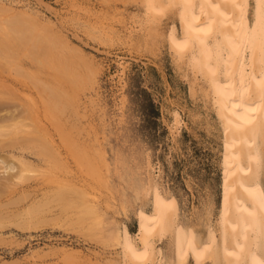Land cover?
<instances>
[{
    "label": "rangeland",
    "instance_id": "obj_1",
    "mask_svg": "<svg viewBox=\"0 0 264 264\" xmlns=\"http://www.w3.org/2000/svg\"><path fill=\"white\" fill-rule=\"evenodd\" d=\"M3 1L6 5H13L11 7L15 11H0V22L10 18L27 24V17L18 14L23 7L41 11L58 27L65 25L63 31L76 47L70 54L98 69L93 85L79 90L81 116L76 117L68 109L61 114V124L71 138L73 136L81 147L90 151L89 156L94 161L100 159L95 153L98 152L97 147H102L106 161L98 160V166L103 181L93 178L87 166L74 158L67 141L61 139L60 130L43 112L45 93L40 92L30 79L19 75L15 68L8 66L2 56L0 122L4 123L10 117L8 113L5 114L8 109L11 112L14 110L15 116L20 114L21 118L24 116L27 120L31 116L44 118L60 145L63 161L72 170L70 173L77 176L82 187L86 186L99 195L106 217L105 235L113 229L111 227L119 226L127 227L134 238L138 232L139 216L150 215L153 210L154 189L157 188L163 197L175 200L179 211L176 226L186 225L204 237L208 224H215L221 207L225 132L213 102L212 88L201 74L196 75L191 70L189 62H186L188 57L180 58L171 47V37L181 34L184 16L182 4L167 6L162 11L161 19L156 21L147 16L142 0ZM73 3L77 7H73ZM80 6L90 7L94 12L93 21L97 25L102 21L109 22L116 28L117 34L94 36L78 21L80 16L85 15L84 11L78 9ZM254 8L255 0H248L247 20L250 25ZM195 10H200L199 0L195 2ZM82 19L84 21L86 17ZM17 57L16 60L26 72L39 75L42 80L53 81V70L39 67L37 61L22 52ZM121 62L125 65L123 72ZM4 88L15 93L10 95L11 92H5ZM65 88L70 91V84ZM28 93L36 98L41 114L39 109L25 102L26 98L30 100ZM2 95L10 97L6 99L10 105ZM10 99L16 104H11ZM176 114L180 117L179 125L175 120ZM25 136L29 138L30 135L26 133ZM7 139L0 137V209L7 216L0 218V224L3 222L0 226V264H37L34 254L50 255L64 246L81 249L91 255V263L78 261V264L119 263L120 245L115 241L105 243L91 238L63 222L50 219L54 214L60 215L61 211L56 206L45 222L40 221L28 229L17 224L22 219L20 213L33 201L32 198L49 196L57 183L42 177L17 182L14 177L17 168L7 171L2 158L14 162L11 157L13 153L43 167H47L49 162L46 158L42 159L43 156L38 155L36 149L29 148L33 150L32 153L28 148L21 149L19 143L14 147L12 140ZM19 139L13 142L16 144ZM148 163L153 165L152 174L148 170ZM58 173L64 174L62 170ZM150 174L155 177L152 182L149 181ZM26 194L29 196L25 197ZM173 248L171 227L157 241V249L160 250L158 259H162L163 264L173 262ZM93 255L100 257L96 259ZM58 263L72 264L63 258L48 259L38 264Z\"/></svg>",
    "mask_w": 264,
    "mask_h": 264
},
{
    "label": "bare ground",
    "instance_id": "obj_2",
    "mask_svg": "<svg viewBox=\"0 0 264 264\" xmlns=\"http://www.w3.org/2000/svg\"><path fill=\"white\" fill-rule=\"evenodd\" d=\"M142 1L147 16L156 21L161 19L162 11L167 6L182 4L184 16L181 34L179 37H171V47L180 58L188 57L186 62H189L191 70L196 75L201 74L213 90V102L225 132L223 192L215 224H208L204 237L186 225L177 227L179 211L175 200L163 197L155 188L153 210L150 215L139 216L138 232L134 238L127 227L119 226L111 227L113 229L105 235L106 217L100 206L99 195L86 186L82 187L77 176L70 173L72 170L63 161L60 145L44 118L31 116L32 119L27 120L24 116L21 118L20 114L16 117L14 110L11 112L8 109L5 114L8 113L6 115L10 117L4 123L0 122V137L11 139L14 147L19 143L21 149H36L35 152L42 155V159L46 158L49 165L48 162L47 167L36 165V162L12 153L14 162L2 158L4 167L7 171L17 168L14 177L20 183L32 177H42L57 183L49 196L32 198L33 201L20 213L22 219L17 224L28 229L40 221L45 222L56 206L61 211L60 215L54 214L50 219L63 222L91 238L105 243L115 241V244L120 245L121 259L117 264H163L162 259H158L160 250L157 249V241L171 227L174 248L173 262L170 261V264H264V0H255L251 25L247 20L248 0H199V11L195 10L196 0ZM72 5L76 6L75 3ZM11 6L0 0V11H15ZM78 9L84 11L85 15H81L87 19L82 21L83 17L80 16L79 23L92 31L94 36L117 34L116 28L109 22L102 21L97 25L93 21L94 12L90 7L80 6ZM19 13L27 17V24L10 18L0 22V58L3 57L8 66L15 68L19 75L30 79L40 92L45 93V101L42 98L43 112L60 130L61 139L67 141L74 158L87 166L93 178L102 182L103 175L98 166V160L106 161L102 147H97L98 152L94 150L100 157L94 161L89 156L90 151L81 147L73 136L71 138L61 124V114H65L68 109L75 116L81 113L79 90L93 85L98 69L70 54L76 47L64 33L65 25L58 27L44 13L29 7H23ZM21 52L37 61L39 67L53 70V81L42 80L41 76L22 69V64L16 60ZM120 65L123 72L125 65L122 62ZM63 83L70 84V91ZM6 89L5 92H11L10 95L15 93ZM7 98L9 100L10 97ZM7 98L5 96V100ZM10 100L11 104L15 103ZM25 102L37 108V100L32 95ZM41 111L38 110L39 113ZM175 120L179 125L178 114ZM24 133L29 134V138L22 136ZM16 139L20 141L15 144ZM147 166L152 174L153 165L148 163ZM61 170L64 174L58 173ZM151 174L150 182L155 180ZM1 211L0 218H7ZM93 256L96 259L100 257ZM33 257L37 264L61 258L72 264H78V261L91 263L92 260L91 255L81 249L68 246L50 255L37 252Z\"/></svg>",
    "mask_w": 264,
    "mask_h": 264
}]
</instances>
